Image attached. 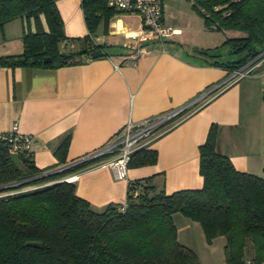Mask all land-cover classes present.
<instances>
[{
  "label": "crops",
  "instance_id": "0c3cea01",
  "mask_svg": "<svg viewBox=\"0 0 264 264\" xmlns=\"http://www.w3.org/2000/svg\"><path fill=\"white\" fill-rule=\"evenodd\" d=\"M56 6L68 37L87 35L81 0H56ZM24 23L15 18L0 28V56L22 51ZM163 23L170 33L161 41L142 43L146 52L136 59L129 52L131 37L141 31L140 18L117 13L107 33L100 25L93 36L112 51L109 55L58 68L0 65V132L17 122L20 131L32 135L31 159L36 167L45 172L71 167L104 145L128 120L140 121L184 105L228 76L226 68L213 62L230 61L226 47L213 50L214 57L200 50L221 45L236 31L207 29L189 0H164ZM28 25L34 29L32 20ZM213 123L216 150L237 169L264 177V60L154 138L148 147L157 152L155 163L127 167L126 177L117 178L103 158L69 172L63 180L73 181L76 194L95 209L124 202L128 182L139 178L151 176L166 193L200 188L198 147ZM67 135L69 143L60 161L55 151ZM173 219L178 241L196 254L203 241L224 251L225 236L207 242L198 222L179 213Z\"/></svg>",
  "mask_w": 264,
  "mask_h": 264
},
{
  "label": "trees",
  "instance_id": "16d2710c",
  "mask_svg": "<svg viewBox=\"0 0 264 264\" xmlns=\"http://www.w3.org/2000/svg\"><path fill=\"white\" fill-rule=\"evenodd\" d=\"M189 1L207 29L237 32L217 47L200 50L214 57L213 50L226 47L238 55L214 64L230 73L264 52V0ZM81 7L88 33L68 37L56 0H0V28L15 18L25 22L22 51L1 55L0 65L58 68L93 58L94 51L109 55L112 51L93 36L100 25L107 33L119 11L107 0H81ZM216 138L213 123L198 147L200 188L166 193L151 176L131 180L123 209V202L95 209L76 194L73 181L63 180L103 157L43 175L31 152L10 154L0 141V264H200L197 254L178 241L175 213L198 222L208 242L225 236L226 264L244 257L264 260V177L237 169L216 150ZM68 143L67 135L56 148L60 161ZM156 159L155 149L142 148L127 167ZM30 241L42 245H27Z\"/></svg>",
  "mask_w": 264,
  "mask_h": 264
},
{
  "label": "built area",
  "instance_id": "2783aa9c",
  "mask_svg": "<svg viewBox=\"0 0 264 264\" xmlns=\"http://www.w3.org/2000/svg\"><path fill=\"white\" fill-rule=\"evenodd\" d=\"M163 1L107 0L108 5L118 10L119 13L137 15L140 18L141 31L138 35L131 37L133 39L131 43L133 46L129 52L131 58L136 59L146 52L142 43L152 40L161 41L163 37L170 33V27L163 23ZM262 60H264V52H261L240 68L231 71L225 79L207 87L184 105L160 112L140 121L128 120L109 137L104 145L86 153L72 164L103 157L105 163L111 166L115 177L125 178L127 164L135 151L148 147L154 138L176 125L191 111L197 110L231 82L250 74L253 68ZM31 138V134L19 130L17 122L12 124L9 131L0 132V141L7 144L10 154L30 153L32 150ZM124 202L121 209L125 206ZM235 264H264V260L244 257Z\"/></svg>",
  "mask_w": 264,
  "mask_h": 264
},
{
  "label": "rangeland",
  "instance_id": "374dc122",
  "mask_svg": "<svg viewBox=\"0 0 264 264\" xmlns=\"http://www.w3.org/2000/svg\"><path fill=\"white\" fill-rule=\"evenodd\" d=\"M231 36V35H228ZM115 47L114 51H117ZM238 58L237 54L227 53L226 59L227 60H235ZM14 160H17L15 155L12 156ZM208 242V241H207ZM220 245H218V250L211 249V246L208 245L205 241L201 242L199 246H197V255L199 261L202 264H224V251L219 250Z\"/></svg>",
  "mask_w": 264,
  "mask_h": 264
},
{
  "label": "water",
  "instance_id": "95a60500",
  "mask_svg": "<svg viewBox=\"0 0 264 264\" xmlns=\"http://www.w3.org/2000/svg\"><path fill=\"white\" fill-rule=\"evenodd\" d=\"M98 55H99V51H94V52L91 53V56L92 57H96ZM76 164H78V163H76ZM76 164H74V165H76ZM68 167H70V166L69 165H65V166L60 167L58 169L46 171L45 173H43V175H47V174H50V173H53V172H57V171H60V170H64V169H66ZM26 244L27 245H31V246H38V247H40L42 245L40 242H36V241H30V242H27Z\"/></svg>",
  "mask_w": 264,
  "mask_h": 264
}]
</instances>
